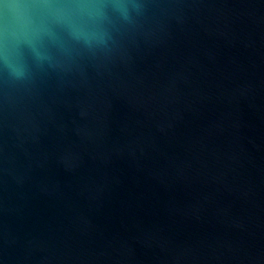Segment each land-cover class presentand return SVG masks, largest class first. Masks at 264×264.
<instances>
[{
  "label": "water",
  "instance_id": "water-1",
  "mask_svg": "<svg viewBox=\"0 0 264 264\" xmlns=\"http://www.w3.org/2000/svg\"><path fill=\"white\" fill-rule=\"evenodd\" d=\"M135 2L0 71V264H264V0Z\"/></svg>",
  "mask_w": 264,
  "mask_h": 264
},
{
  "label": "clouds",
  "instance_id": "clouds-1",
  "mask_svg": "<svg viewBox=\"0 0 264 264\" xmlns=\"http://www.w3.org/2000/svg\"><path fill=\"white\" fill-rule=\"evenodd\" d=\"M106 7L127 19L137 4L135 0L110 4L105 0H0V71L17 80L26 76L21 49L29 50L37 61L50 59L47 44L55 39L54 27L85 47L103 44Z\"/></svg>",
  "mask_w": 264,
  "mask_h": 264
}]
</instances>
